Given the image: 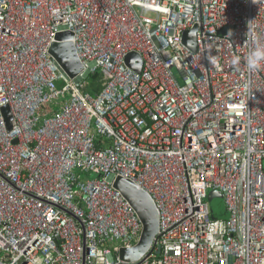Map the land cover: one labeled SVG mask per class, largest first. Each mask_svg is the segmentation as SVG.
Listing matches in <instances>:
<instances>
[{"label": "built area", "instance_id": "obj_1", "mask_svg": "<svg viewBox=\"0 0 264 264\" xmlns=\"http://www.w3.org/2000/svg\"><path fill=\"white\" fill-rule=\"evenodd\" d=\"M64 30L75 78L49 52ZM257 46L264 0H0V264H264ZM111 175L160 213L138 261L119 256L143 224ZM211 187L229 218L213 216Z\"/></svg>", "mask_w": 264, "mask_h": 264}, {"label": "water", "instance_id": "obj_2", "mask_svg": "<svg viewBox=\"0 0 264 264\" xmlns=\"http://www.w3.org/2000/svg\"><path fill=\"white\" fill-rule=\"evenodd\" d=\"M195 36L196 28L186 31L184 36V42L194 51L197 50ZM73 39V32L68 30L61 31L56 35V39L49 49V52L57 61L61 70L70 78H75L84 69L77 56ZM134 60H137V63H134ZM125 61L136 72H141L142 61L137 53H129ZM3 112L9 129H11L13 116L8 105L3 107ZM109 180L113 181V186L122 192L142 221L143 231L139 243L132 248H122L119 252L120 258L124 261H138L151 248L158 234L160 226L159 210L152 197L129 179L121 176L114 179V176L111 175Z\"/></svg>", "mask_w": 264, "mask_h": 264}, {"label": "rangeland", "instance_id": "obj_3", "mask_svg": "<svg viewBox=\"0 0 264 264\" xmlns=\"http://www.w3.org/2000/svg\"><path fill=\"white\" fill-rule=\"evenodd\" d=\"M91 79L94 80L93 77ZM207 201L210 203L216 217L222 219L229 218L230 213L227 211L225 196L222 189L216 187L209 188Z\"/></svg>", "mask_w": 264, "mask_h": 264}, {"label": "clouds", "instance_id": "obj_4", "mask_svg": "<svg viewBox=\"0 0 264 264\" xmlns=\"http://www.w3.org/2000/svg\"><path fill=\"white\" fill-rule=\"evenodd\" d=\"M233 63H238V59H234ZM246 66L250 71H257L264 67V46H257L248 52Z\"/></svg>", "mask_w": 264, "mask_h": 264}, {"label": "trees", "instance_id": "obj_5", "mask_svg": "<svg viewBox=\"0 0 264 264\" xmlns=\"http://www.w3.org/2000/svg\"><path fill=\"white\" fill-rule=\"evenodd\" d=\"M96 77H93V79H95ZM92 93H94L95 91H97V88L93 87L91 90H90ZM213 212V210H212ZM213 216H214V212H213ZM216 217V216H215Z\"/></svg>", "mask_w": 264, "mask_h": 264}]
</instances>
